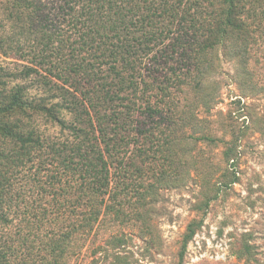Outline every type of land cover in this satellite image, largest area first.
<instances>
[{
	"label": "rangeland",
	"instance_id": "obj_1",
	"mask_svg": "<svg viewBox=\"0 0 264 264\" xmlns=\"http://www.w3.org/2000/svg\"><path fill=\"white\" fill-rule=\"evenodd\" d=\"M248 8L241 70L219 49L204 81L190 73L167 93L147 90L140 121L157 146L139 173L133 138L107 155L113 183L102 195L82 177L71 129L12 108L18 84L31 102L56 103L59 88L70 99L96 97L98 81L77 91L64 82L78 74L46 71L47 85L20 74L43 48V31L54 34L46 53L57 70L72 55L63 3L0 0V126L34 140L0 132V264H264V0Z\"/></svg>",
	"mask_w": 264,
	"mask_h": 264
},
{
	"label": "trees",
	"instance_id": "obj_2",
	"mask_svg": "<svg viewBox=\"0 0 264 264\" xmlns=\"http://www.w3.org/2000/svg\"><path fill=\"white\" fill-rule=\"evenodd\" d=\"M58 1L63 3V23L72 27V33L63 32L69 36L68 42L73 37L72 55L63 59V67L57 70L47 61L46 53L54 50V34L43 31V48L38 49L39 55L30 54L31 62L20 74L40 77L39 81L42 77L46 85L50 83L42 75L46 71L78 74L82 80L70 75L63 78L64 82L77 91L78 86L88 88L91 82L98 81L96 97L92 102L89 94L82 91V97L73 95L70 99L59 88L60 95L53 98L60 101L51 105V101L43 99L31 102L29 90L18 84L12 108L45 113L59 126L71 129L75 138L68 143L79 154L77 165L82 177L103 195L113 183L107 155L120 152L133 138L136 155L132 170L139 173L142 162L152 157L150 146L151 152L157 146L156 131L145 128L146 122L140 121L147 90L167 93L170 87L183 85L184 78H188L185 74L190 73L196 74L192 79L204 81L217 68L216 63L207 61L208 55L219 49H223L224 58L238 62L241 70L240 61H244L251 46L239 36L252 27L251 14L247 0ZM181 61L187 65L184 71L178 68ZM149 98L145 105L151 104ZM1 131L23 144L34 141L0 126ZM185 250L186 243L182 257Z\"/></svg>",
	"mask_w": 264,
	"mask_h": 264
}]
</instances>
